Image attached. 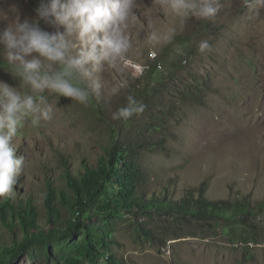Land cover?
I'll list each match as a JSON object with an SVG mask.
<instances>
[{"label": "rangeland", "instance_id": "obj_1", "mask_svg": "<svg viewBox=\"0 0 264 264\" xmlns=\"http://www.w3.org/2000/svg\"><path fill=\"white\" fill-rule=\"evenodd\" d=\"M220 2L215 19L205 21L178 18L155 0H139L138 22L130 29L133 47L117 67L105 66L97 74L100 95L81 105L49 94L53 119L32 126L29 118L19 130L15 143L25 168L12 201L31 199L43 224L49 182L64 218L74 217L62 203V192L73 195L64 170L82 171L81 160L95 163L117 140L142 150L149 174L145 193L167 189L175 201L202 194L250 210L238 212L229 223L221 217L201 220L158 211L116 217L108 251L120 264H264V9L257 15L242 0ZM37 3L0 0V26L11 23V6L23 19L35 15ZM146 24L157 32L174 27L173 42L154 47L142 31ZM202 40L211 44L210 52L198 51ZM0 80L20 84L2 67ZM130 95L146 105L144 112L131 120H112V112ZM11 220L16 225V218ZM85 223L103 226L98 219ZM140 226L150 230L151 239ZM21 236L0 219V255L9 257L6 247ZM54 253L51 248L47 259L44 251L35 250L5 264H54Z\"/></svg>", "mask_w": 264, "mask_h": 264}, {"label": "clouds", "instance_id": "obj_2", "mask_svg": "<svg viewBox=\"0 0 264 264\" xmlns=\"http://www.w3.org/2000/svg\"><path fill=\"white\" fill-rule=\"evenodd\" d=\"M155 3L175 17L205 21L215 19L222 7L220 0ZM242 3L252 14L264 9V0ZM11 8V23L0 26V67L20 84L13 87L0 80V197L4 198L15 195L25 168V156L17 155L15 143L19 130L29 118L32 126L53 119L49 94L81 105L100 95L97 74L105 66L117 67L133 47L130 29L138 22L139 0H38L35 15L23 19L15 5ZM142 31L154 47L171 44L176 35L174 27L157 32L150 24ZM198 51L210 52L211 44L200 41ZM145 107L130 95L111 118L131 120Z\"/></svg>", "mask_w": 264, "mask_h": 264}, {"label": "trees", "instance_id": "obj_3", "mask_svg": "<svg viewBox=\"0 0 264 264\" xmlns=\"http://www.w3.org/2000/svg\"><path fill=\"white\" fill-rule=\"evenodd\" d=\"M175 70V67L172 68ZM153 74V72L151 73ZM138 146H144L139 143ZM141 151L131 144H120L114 140L111 146L104 148V154L95 163L81 160L82 171L70 173L64 170L63 176L73 195L62 192V203L74 217L64 218L56 204L57 193L51 183H47V192L43 198L45 222L39 223V211L31 199L18 203L11 198L0 202V219L12 232L15 228L21 232L20 239L13 238L12 246L6 247L9 257L0 255V264L16 259L24 253L35 250L44 251L50 259V249L54 253V264H120L108 249L113 242L111 221L131 211L135 214H147L151 211L167 215L195 217L201 220L221 217L229 223L237 217L250 213L242 203L231 204L228 201L208 200L200 194L197 198L189 194L179 201L173 200L167 189L145 193L149 176L141 162ZM64 165L67 162L64 160ZM16 218V225L12 223ZM98 219L103 226L85 223ZM228 227V226H226ZM140 230L151 239L150 230L140 226ZM247 227L244 228L243 236ZM257 241L256 238H244Z\"/></svg>", "mask_w": 264, "mask_h": 264}]
</instances>
